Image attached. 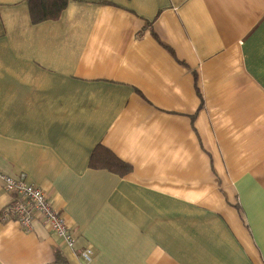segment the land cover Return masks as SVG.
<instances>
[{"label": "crops", "instance_id": "obj_1", "mask_svg": "<svg viewBox=\"0 0 264 264\" xmlns=\"http://www.w3.org/2000/svg\"><path fill=\"white\" fill-rule=\"evenodd\" d=\"M26 6L0 0V173L74 246L0 220V264H264V0ZM96 144L132 171L90 168Z\"/></svg>", "mask_w": 264, "mask_h": 264}, {"label": "built area", "instance_id": "obj_2", "mask_svg": "<svg viewBox=\"0 0 264 264\" xmlns=\"http://www.w3.org/2000/svg\"><path fill=\"white\" fill-rule=\"evenodd\" d=\"M0 182L3 190L9 195V200L0 209L2 222H16V225L26 232L31 230L32 223L39 222L48 228L52 236L61 240L65 248L73 249L72 232L62 214L55 210L41 188L27 181L24 175L13 178L0 173ZM79 256L82 262H89L92 259V251L85 248L79 251Z\"/></svg>", "mask_w": 264, "mask_h": 264}, {"label": "trees", "instance_id": "obj_3", "mask_svg": "<svg viewBox=\"0 0 264 264\" xmlns=\"http://www.w3.org/2000/svg\"><path fill=\"white\" fill-rule=\"evenodd\" d=\"M68 2L69 0H26L29 20L32 24L49 20L54 21L60 17ZM192 73L195 82V90L199 97H201L200 91L196 85L197 75L194 71H192ZM88 158V166L92 169L107 170L121 177L127 176V174L132 171L129 163L116 157L111 150L103 145L96 144ZM55 257V263L65 264L59 251H56Z\"/></svg>", "mask_w": 264, "mask_h": 264}]
</instances>
